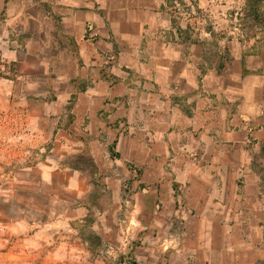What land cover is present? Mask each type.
I'll return each mask as SVG.
<instances>
[{
  "label": "crops",
  "instance_id": "obj_1",
  "mask_svg": "<svg viewBox=\"0 0 264 264\" xmlns=\"http://www.w3.org/2000/svg\"><path fill=\"white\" fill-rule=\"evenodd\" d=\"M193 21L173 0H0V133L39 150L8 195L69 212L103 180L102 220L183 241L185 264L263 263L264 46Z\"/></svg>",
  "mask_w": 264,
  "mask_h": 264
},
{
  "label": "rangeland",
  "instance_id": "obj_2",
  "mask_svg": "<svg viewBox=\"0 0 264 264\" xmlns=\"http://www.w3.org/2000/svg\"><path fill=\"white\" fill-rule=\"evenodd\" d=\"M173 6L181 17L194 20L191 27L212 32L214 45L229 37L237 44L264 46V0H173ZM28 142L20 134L0 133V264H185L183 241L133 231L125 222L126 211L117 215L119 224L115 217L102 220L100 210L108 199L103 180L94 182L96 191L89 200L69 212L62 201L50 204L47 191L37 196L42 212L16 195L10 197L8 177L36 164L39 150ZM74 162L85 172H96L88 155ZM22 191L35 194L27 187ZM58 196L72 197L63 191Z\"/></svg>",
  "mask_w": 264,
  "mask_h": 264
},
{
  "label": "built area",
  "instance_id": "obj_3",
  "mask_svg": "<svg viewBox=\"0 0 264 264\" xmlns=\"http://www.w3.org/2000/svg\"><path fill=\"white\" fill-rule=\"evenodd\" d=\"M0 61H1V65L2 66H4L5 64V62H4V60H3V58L0 56ZM2 66H0V73H2V74H9L8 72H9V70L7 69V67H2Z\"/></svg>",
  "mask_w": 264,
  "mask_h": 264
}]
</instances>
